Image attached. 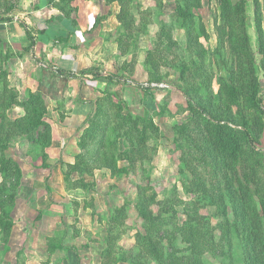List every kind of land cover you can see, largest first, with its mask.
<instances>
[{"label": "rangeland", "instance_id": "374dc122", "mask_svg": "<svg viewBox=\"0 0 264 264\" xmlns=\"http://www.w3.org/2000/svg\"><path fill=\"white\" fill-rule=\"evenodd\" d=\"M71 1L68 7L78 9L76 19L98 22L84 32L67 22L79 40L73 38L72 48L100 38L109 42L104 49L112 47L96 70L101 71L102 79L114 75L117 80L108 81L98 93L102 81L92 80L84 93L93 96L90 102L83 99L81 78L61 73L73 63L71 52L63 53L58 47L67 33H56L45 23L54 17L64 22L56 7L65 3L49 0L53 4L49 6L45 0H4L0 8L2 16L11 7L10 16L20 25L19 35L25 22L39 42L34 50L29 41L26 47L14 45L19 37L8 31L5 24L9 22L0 23V95L17 100L8 109L5 102L0 103V120L6 116L20 132L13 135L12 131L6 147L0 146V165L10 158L22 172L11 216L0 206V264H65L68 250L77 254L79 264H102L108 230L114 226L112 238L120 236L112 242L116 257L138 255L145 259L144 264H159L147 248H135L137 234L153 229L167 237L162 248L167 264H187L196 256L204 264H244L239 241L243 236L231 235L222 227L226 221H236L245 209L236 185L252 170L245 154L223 149L225 141L202 139V132L209 135L196 105L200 96L208 95L209 86L218 95L223 82L226 92L233 94L231 99L237 98L238 105L232 104L230 110L238 116L242 102L251 100L244 94L251 88H241L240 82L251 74L250 81L256 80L260 86L257 98L264 107V54L257 41L255 0H230L232 5H244L247 15L239 10L246 24L238 22L233 37L230 28H223L224 0ZM259 1L264 30V0ZM88 6L91 8L85 12ZM118 10L124 20L135 19L142 31L132 32L128 24L107 25L106 19L114 16L116 20ZM66 28L62 26L68 32ZM110 52L118 56L109 64ZM153 83L166 88H148ZM23 104L29 105L31 118ZM37 113L47 125L25 132ZM252 137L260 154L259 167L239 187L258 203L264 196V116L256 119ZM210 151L220 156L218 163L213 162ZM104 152L115 157L119 168L131 169L130 175L113 178L107 169L96 170L94 177H88L87 171L70 173L69 164L104 163ZM63 170L70 175L69 184ZM85 179L90 191L74 189ZM3 183L0 172V187ZM11 183L1 196L4 202L12 194ZM256 189L259 193L253 194ZM141 192L145 200L156 195L151 208L159 219L153 226L136 209ZM213 199L220 200L223 215L218 206L208 204ZM196 200H201L202 207ZM121 208L122 213L118 212ZM198 231L201 250L193 251L191 235ZM48 238L56 247L62 246L57 253L49 248Z\"/></svg>", "mask_w": 264, "mask_h": 264}, {"label": "trees", "instance_id": "16d2710c", "mask_svg": "<svg viewBox=\"0 0 264 264\" xmlns=\"http://www.w3.org/2000/svg\"><path fill=\"white\" fill-rule=\"evenodd\" d=\"M3 1L0 0V8H3ZM9 1V0H7ZM47 5L53 6V4H50L49 0H45ZM113 1V0H112ZM59 2L65 3L58 5L57 11L64 16L66 19L70 20L74 27H77V19L74 17L75 14H77L78 9L68 5L71 4V0H59ZM226 4V11L223 12L222 15V22H224L223 28H230L232 32V36H235L236 34L233 33L234 27L238 24V22H242V25L246 24L245 19L247 18L246 15V9L244 8V5H232L230 0H224ZM255 4L258 5L256 8V26H257V35H258V46L260 49V52L264 54V30H263V20H262V12L263 9L260 7L262 6L259 0H255ZM11 7H7L5 10V13L3 12L2 16H0V23H7L12 22L14 20L13 16L10 12ZM54 8V7H52ZM244 11L246 18L244 19L243 14L239 10ZM120 12L117 15L118 21L124 25H129V30L132 32L142 31L143 26H136L135 19L126 21L124 20V14H120ZM1 15V13H0ZM10 17V18H9ZM12 17V18H11ZM120 24V27H121ZM238 35V34H237ZM26 36L30 41L31 48L35 45V37L30 33L29 30H26ZM70 38V34H68V37L63 39V41H68ZM264 58V57H263ZM2 72V69H0ZM64 74L65 72H62ZM92 74H96L97 78H100L101 73L99 70H93L91 72ZM86 74V73H82ZM5 75V74H3ZM7 75V74H6ZM67 75V74H64ZM201 75H207L205 73H201ZM76 78L74 74L67 75V78ZM109 80V83L114 82L117 80L116 76L109 75L106 77ZM251 74L248 75L246 78H242L241 80V88H251V91L249 93H244L245 96L250 95L251 100L250 102L244 101L241 104V111L238 114V116H235L230 108L234 105H238L237 98L234 100L231 99L233 94H229L227 86L223 84V82L220 84V91L218 95H215L211 87L209 86L208 95L206 97L200 96L199 102L196 105V108L200 110V113L202 116H204L203 119L206 120L207 130L209 136L205 135L204 132H202V139L203 140H211L213 141L215 138L218 140H223L225 143L223 144L224 150L232 149L234 152L240 151L243 154L246 155L249 161V167L251 168L253 174L255 171H257L259 167V160H257V157L260 156V154L257 152L258 149L254 147V140H253V125H255V121L258 117L264 116V107H262V100L257 98V95L260 91V86L257 84V81H250ZM222 81V80H221ZM151 88V87H148ZM157 89V88H156ZM227 89V90H226ZM187 94V92H185ZM188 97V95H187ZM234 97L236 95L234 94ZM16 99H11V97L0 95V103L2 105V102L6 103V108L15 106L16 105ZM218 103V104H215ZM188 103L191 105V101L188 100ZM233 104V105H232ZM29 118H31V110L28 104L22 105ZM234 108V107H233ZM36 121H30L28 125L25 126V132L29 131L30 129L39 128L40 126L47 125L43 120H41V116L39 114H34ZM25 122H28V119H26ZM8 127L6 130L5 127ZM257 129V126L255 127V130ZM14 131V132H12ZM13 133V135L20 134L19 129L16 124H9V121L6 116H3L0 120V146L2 149L6 147V143L10 141V133ZM214 142V141H213ZM207 143V141H205ZM264 150V146L262 147ZM224 150L221 152L224 155H227L224 153ZM106 154H103L104 156V163L95 162L93 166L90 164H84L85 166H71L69 164V170L70 173H78L79 175L82 173L88 172V177H94V173L96 170H102L107 169L111 176L114 178L120 177L123 175H130L131 169L129 168H119L117 165V160H115V157L112 154H108L107 152H104ZM206 155L205 152H202ZM210 154L213 157V162L218 163L220 156L215 154V151H210ZM47 155V154H46ZM262 155V153H261ZM48 157V155H47ZM126 159H130L127 155H125ZM262 162L264 164L263 156H261ZM109 163V164H108ZM50 164H46V167L48 168ZM0 172L3 176L4 183L0 187V200L2 199V194L7 193V184L11 183L13 179H16V182H12V194L8 196L7 202H4V200H1L2 202L0 204L2 211L5 213V215L11 216L12 212L14 211V206L16 204V197L18 194V189L20 186V181L22 180V172L19 167L13 166L10 162V158L8 160H4V162L0 165ZM64 175L67 183L69 184L70 175L68 172L64 171L62 172ZM228 174V173H227ZM249 174L248 176L244 177L241 181L237 180V191L240 189L241 193L239 196V203H242V205L245 207V209H242L238 213V219L236 221H226L222 227V230L227 229L231 235L235 232L236 235H242L243 238H240V242L243 246V254L242 258H244L243 263L244 264H264V196L261 195L259 197L258 203L253 199L252 194L249 191L244 192L242 187H239L243 180L251 178L253 175ZM230 179L233 182V177L230 176ZM85 183H89L87 179H85L82 183H80L79 186H75L76 188H83L82 190L90 191L91 186L90 183L87 186ZM19 184V185H18ZM18 186V187H17ZM17 188V190H16ZM143 190V189H141ZM140 190V191H141ZM52 191V190H51ZM259 190H255L253 194H258ZM51 194V193H50ZM52 195V194H51ZM143 195L145 196L144 192L139 193L138 201L136 204V209L138 211L139 217L144 220V222L147 225L153 226L154 223L159 219V217L154 216L152 212L151 205L154 204L156 195L152 197H146V200L143 199ZM155 198V199H154ZM196 205L201 206L202 204L201 200H196ZM209 205L218 206L220 213L223 215L224 210L220 205V200H212L211 202H208ZM259 204V209L257 208V205ZM202 207V206H201ZM250 208V211L248 209ZM239 209V208H238ZM118 212L122 213L124 212L123 208H121ZM226 213V211H225ZM260 213H263V215H260ZM189 218H192L189 216ZM123 225V223H119ZM115 228L112 227L110 230H108V241H107V248L103 251V261L102 264H118V262H127L129 264H144L145 259L138 258V255H134L131 257H128V254H122L123 256H114L113 253V247L112 242L117 241L119 239V235L116 234V238H112L111 231ZM201 234V232L198 231V233L191 235V243L192 247H194L192 250H201V246L198 243V237ZM165 242H167V237L163 235H159L153 231V229H147V232L138 233L136 236V247L138 250L142 248L145 250L147 248V252L150 251V255L154 257L159 264H167L164 260V254L162 253V248L165 245ZM49 248L53 251H58V248H62V246L56 247L52 244V238H48ZM115 243V242H114ZM64 247V246H63ZM63 250V249H59ZM192 256V254H190ZM203 256V255H202ZM78 262L76 258L74 259V263ZM172 264V262H170ZM187 264H204V259L202 260L200 257L196 256L193 260H187Z\"/></svg>", "mask_w": 264, "mask_h": 264}, {"label": "crops", "instance_id": "0c3cea01", "mask_svg": "<svg viewBox=\"0 0 264 264\" xmlns=\"http://www.w3.org/2000/svg\"><path fill=\"white\" fill-rule=\"evenodd\" d=\"M90 8L91 7L88 6V8L85 9V12L89 11ZM56 12H58V11H56ZM119 12H120L119 10L115 11L116 20L114 19V16H112L111 18L106 19L105 23L107 25H109L110 27L112 25H114V24H116V27H120V22L118 21V18H117V15H118ZM63 18H64V22L59 20L57 17H54V20H52V19L48 20L49 18H47V19L45 18V20H48V21H45V23L49 27V29H51V28L55 29L56 33H57V30L61 34L62 33H67V37H68V34H70L69 40L67 42L66 41H62L61 42L62 44H60L58 46L59 48L62 47L63 53H70L71 52L70 54H71V57H72V60H73V63L68 66V71H63V72H65L67 75L74 74L76 76L75 79L81 78L80 81L82 83V86L84 87L83 95H84V93H87V91L91 88V85L93 83L92 80H95L96 82H99V81L101 82L102 81L101 82L102 86L98 87V89L96 91L98 93L102 89L103 85H106L109 80L106 77L104 79L97 78L96 74H92L91 73L92 72L91 69H99V67L102 66L101 61H103L104 55H106L107 52H109L112 47L109 48V49H104V47H106V44H108L109 42L104 41L102 38H100V40L97 39L96 41H94V43L87 44V46H83L79 42V44H77L76 46H73L74 48H72V45H70V43L73 40V38H76L78 40L77 32L75 31L74 27H72L74 30L70 29L68 27L67 22L70 23V25L72 26L71 22L68 19H66L64 16H63ZM81 20H82V26L80 27ZM38 21L39 20H35L34 23H38ZM77 21H78V25H79V30L81 28V30L83 32L85 31V28L87 26H93L94 24L98 23L96 19H95L93 24H87L86 23L87 20H85V19H78L77 18ZM17 22L18 21H15V19H14L12 22H9L8 24H5V25L8 27V31H10V32L13 31V33H12L13 37L14 36L15 37H19L18 38L19 42L16 41L17 43H15L14 45L18 44V45H20L22 47H26V44L29 41V39L26 36V30L29 29L26 26L28 24H26L25 22L21 23L22 24L21 26L23 27V29H24L23 31L24 32H23L22 35H19V27L17 26V24H18ZM102 22H104V21H102ZM28 23L31 24V22H28ZM101 23L96 28L100 27ZM62 26H64L65 28L67 27L66 29H68V32L63 30ZM45 29H46V27H44L42 29H39V30L43 31ZM75 34H76V36H74ZM33 35H35V34H33ZM41 36H43V35H41ZM89 37H90V35L86 34V38H89ZM38 43H39L38 40L35 39V45L32 47L33 50L36 48ZM30 44L31 43L29 41V45ZM68 44H69V47L65 48L64 45H68ZM108 47H110V46H108ZM113 47H115V45ZM110 53H111V56L109 58V64H110V61L113 58L116 59V57L118 56V53L117 54L115 52H110ZM82 73H86V74H82ZM100 73H101V71H100ZM81 75H83V76H81ZM83 99L85 101H89L88 99L92 100L93 96H90V98H88L86 95H84ZM91 108L92 107H90V110H91ZM54 255H56V254H54ZM75 258H76V260H78V262H76V263H74V259ZM65 264H79V259H78L77 254L72 252V251H70V250H68V256H67V260L65 261Z\"/></svg>", "mask_w": 264, "mask_h": 264}, {"label": "built area", "instance_id": "2783aa9c", "mask_svg": "<svg viewBox=\"0 0 264 264\" xmlns=\"http://www.w3.org/2000/svg\"><path fill=\"white\" fill-rule=\"evenodd\" d=\"M148 87H149V86H148ZM150 87H152V88H165V86H163V85H157V84H155V83L151 84Z\"/></svg>", "mask_w": 264, "mask_h": 264}, {"label": "clouds", "instance_id": "9594fccd", "mask_svg": "<svg viewBox=\"0 0 264 264\" xmlns=\"http://www.w3.org/2000/svg\"><path fill=\"white\" fill-rule=\"evenodd\" d=\"M166 88V87H165Z\"/></svg>", "mask_w": 264, "mask_h": 264}]
</instances>
